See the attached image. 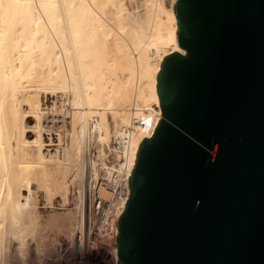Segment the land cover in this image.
Listing matches in <instances>:
<instances>
[{
	"label": "bare ground",
	"instance_id": "bare-ground-1",
	"mask_svg": "<svg viewBox=\"0 0 264 264\" xmlns=\"http://www.w3.org/2000/svg\"><path fill=\"white\" fill-rule=\"evenodd\" d=\"M177 0H0V264H84L117 251L121 198L109 236L97 233L102 157L115 137L128 152L162 118L163 58L185 53ZM142 122H145L144 124ZM107 252V251H106Z\"/></svg>",
	"mask_w": 264,
	"mask_h": 264
},
{
	"label": "water",
	"instance_id": "water-1",
	"mask_svg": "<svg viewBox=\"0 0 264 264\" xmlns=\"http://www.w3.org/2000/svg\"><path fill=\"white\" fill-rule=\"evenodd\" d=\"M162 118L118 219L122 264H264V0H177Z\"/></svg>",
	"mask_w": 264,
	"mask_h": 264
},
{
	"label": "built area",
	"instance_id": "built-area-1",
	"mask_svg": "<svg viewBox=\"0 0 264 264\" xmlns=\"http://www.w3.org/2000/svg\"><path fill=\"white\" fill-rule=\"evenodd\" d=\"M143 124L145 122H142ZM93 160H97L103 164L101 171H106V175L102 174V179L110 191V197L104 199L97 198L96 203V215L99 218V228L97 233L103 234V236H109V247H112V237L114 236L112 225L110 222L116 210L117 204L121 198H129L130 188L127 185L126 170L128 163V152L126 151V145L122 139L115 137L110 146H106V151L102 157H99V152L95 148L89 150V157ZM130 180V179H129Z\"/></svg>",
	"mask_w": 264,
	"mask_h": 264
},
{
	"label": "rangeland",
	"instance_id": "rangeland-1",
	"mask_svg": "<svg viewBox=\"0 0 264 264\" xmlns=\"http://www.w3.org/2000/svg\"><path fill=\"white\" fill-rule=\"evenodd\" d=\"M168 1L170 0H166V3L169 5ZM110 252V249L108 252V250H106L103 246L99 245L90 251V254L87 255L84 264H108Z\"/></svg>",
	"mask_w": 264,
	"mask_h": 264
}]
</instances>
